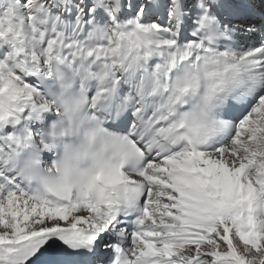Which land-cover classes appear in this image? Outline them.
Here are the masks:
<instances>
[{
	"label": "snow or ice",
	"instance_id": "obj_1",
	"mask_svg": "<svg viewBox=\"0 0 264 264\" xmlns=\"http://www.w3.org/2000/svg\"><path fill=\"white\" fill-rule=\"evenodd\" d=\"M0 264H264V0H0Z\"/></svg>",
	"mask_w": 264,
	"mask_h": 264
}]
</instances>
